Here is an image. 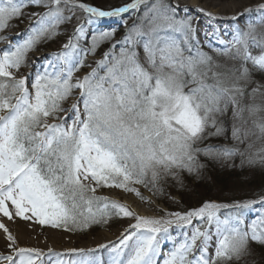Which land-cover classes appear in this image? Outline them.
Returning <instances> with one entry per match:
<instances>
[{"label": "snow or ice", "instance_id": "snow-or-ice-1", "mask_svg": "<svg viewBox=\"0 0 264 264\" xmlns=\"http://www.w3.org/2000/svg\"><path fill=\"white\" fill-rule=\"evenodd\" d=\"M0 232V264H264V0H0Z\"/></svg>", "mask_w": 264, "mask_h": 264}, {"label": "rangeland", "instance_id": "rangeland-1", "mask_svg": "<svg viewBox=\"0 0 264 264\" xmlns=\"http://www.w3.org/2000/svg\"><path fill=\"white\" fill-rule=\"evenodd\" d=\"M99 2L106 4V3L115 2V0H99ZM197 2L200 5L207 4L211 6L209 7L210 10H212L213 8L220 9L223 7H229L231 8V10L232 9L238 10V8L241 7L242 5H250L256 3V0H197ZM232 194L233 193H223L222 195H232ZM146 195L149 194L146 193ZM173 195L177 198L178 201H180L179 203H173L171 200H158L155 197H152V199L154 200L155 204L159 205L160 208H163L170 212L171 211L183 212L194 202L191 197L188 196L181 197L177 192H174ZM206 195L215 198L217 195L220 194L216 193L215 191H211V192H207ZM235 195H243V193L237 192L235 193ZM126 202L129 203L136 210L140 211L141 213L157 214V213H153L152 208H150L148 205L143 204L139 201L134 202V198L132 197H127ZM13 227L15 229H13ZM12 229L14 234L17 233V235L19 236L22 235L20 233H22L23 230L30 231L33 237H29L28 240L31 241L34 246L45 245L44 242H46L47 240L50 241L56 240L59 242V244L62 245L71 244V241L82 244L101 238L110 237L111 239H114L116 234V227H113L112 229H97L88 236H77L66 233L58 229H52L50 227L41 228L39 226L33 225L31 229H29L27 226L21 224L19 221H17L15 226H12Z\"/></svg>", "mask_w": 264, "mask_h": 264}, {"label": "bare ground", "instance_id": "bare-ground-1", "mask_svg": "<svg viewBox=\"0 0 264 264\" xmlns=\"http://www.w3.org/2000/svg\"><path fill=\"white\" fill-rule=\"evenodd\" d=\"M184 2H187V3H190V4L200 5L197 2V0H184ZM201 6H204L206 8L211 7V6L207 5V4H204V5H201ZM212 11L227 16V15H230V14L234 13L235 11H237V9H232L231 10V8H229V7H223V8H220V9H214L213 8ZM15 225L16 224H10L9 226L12 228V226H15ZM13 229H15V228L13 227ZM20 234H22V235H20V236L18 235V238H19V240H20L22 245L34 246L33 243L28 240L29 237H33L32 233L30 231L23 230L22 233H20ZM16 235H17V233H16ZM3 236H4L3 232H0V251L3 250ZM106 239H111V238L110 237L101 238V239L89 241V242L82 243V244L71 241V244H67V245L59 244V242L56 241V240H54V241L47 240L46 242H44L45 245H38V246H34V247H41V248H44L45 250H47L48 247H53V248H56V249H64V248H67V247H72V246H77V245H81V246L84 245V244L92 245V244H94L97 241L104 242Z\"/></svg>", "mask_w": 264, "mask_h": 264}]
</instances>
